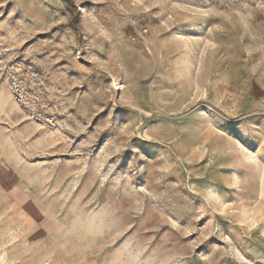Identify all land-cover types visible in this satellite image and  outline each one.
I'll list each match as a JSON object with an SVG mask.
<instances>
[{
	"label": "rangeland",
	"instance_id": "374dc122",
	"mask_svg": "<svg viewBox=\"0 0 264 264\" xmlns=\"http://www.w3.org/2000/svg\"><path fill=\"white\" fill-rule=\"evenodd\" d=\"M0 264H264V0H0Z\"/></svg>",
	"mask_w": 264,
	"mask_h": 264
},
{
	"label": "crops",
	"instance_id": "0c3cea01",
	"mask_svg": "<svg viewBox=\"0 0 264 264\" xmlns=\"http://www.w3.org/2000/svg\"><path fill=\"white\" fill-rule=\"evenodd\" d=\"M12 207H14V205H12ZM24 220L26 221L25 225L27 227H29L32 224V221L29 218H27L25 215H24Z\"/></svg>",
	"mask_w": 264,
	"mask_h": 264
}]
</instances>
